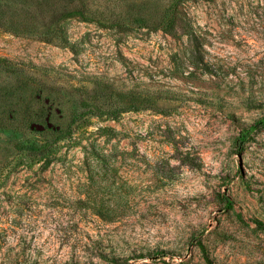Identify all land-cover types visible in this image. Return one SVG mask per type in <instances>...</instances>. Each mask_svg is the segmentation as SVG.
<instances>
[{
    "label": "rangeland",
    "instance_id": "rangeland-1",
    "mask_svg": "<svg viewBox=\"0 0 264 264\" xmlns=\"http://www.w3.org/2000/svg\"><path fill=\"white\" fill-rule=\"evenodd\" d=\"M263 117L264 0H0V264H264Z\"/></svg>",
    "mask_w": 264,
    "mask_h": 264
},
{
    "label": "trees",
    "instance_id": "trees-1",
    "mask_svg": "<svg viewBox=\"0 0 264 264\" xmlns=\"http://www.w3.org/2000/svg\"><path fill=\"white\" fill-rule=\"evenodd\" d=\"M78 13L80 12L78 9H75L74 11H70V14L71 13ZM264 126V117L257 120L254 124L250 125L247 129L243 130L239 137H238V140H237V144L238 145H241L243 142L246 141V139L248 138L249 134L255 130V129H258L260 127ZM225 205L226 207H230L231 206V200L226 196L225 197Z\"/></svg>",
    "mask_w": 264,
    "mask_h": 264
}]
</instances>
